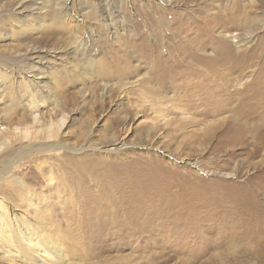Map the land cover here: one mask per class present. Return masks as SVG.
I'll use <instances>...</instances> for the list:
<instances>
[{"label":"rangeland","instance_id":"obj_1","mask_svg":"<svg viewBox=\"0 0 264 264\" xmlns=\"http://www.w3.org/2000/svg\"><path fill=\"white\" fill-rule=\"evenodd\" d=\"M236 5L247 23L230 27L225 19L214 27L202 19ZM207 28L216 37L200 36L203 56H216L217 43L229 58L218 82L222 93L233 94L222 110L189 100L206 88L187 75L190 67L155 83L157 67L188 50L185 44L194 43L188 35ZM232 60H239L236 68ZM263 63L264 0H0V212L6 216L0 222L10 225L17 244L20 221L37 237L39 220L45 230L57 227L73 264H264V141L255 149L217 139L225 115L243 119L236 105L259 86L251 82ZM54 130L52 140L83 149H41ZM112 135L125 145L109 154L97 150ZM55 152L87 158L116 181L118 189L106 181L99 194L131 198L127 215L83 234L72 223L40 218L71 191L50 192L43 177L32 175L40 182L32 183L25 173L37 163L58 169ZM2 240L0 264H35L9 255ZM40 260L53 264L42 254Z\"/></svg>","mask_w":264,"mask_h":264},{"label":"bare ground","instance_id":"obj_2","mask_svg":"<svg viewBox=\"0 0 264 264\" xmlns=\"http://www.w3.org/2000/svg\"><path fill=\"white\" fill-rule=\"evenodd\" d=\"M104 12L106 11L104 10ZM206 17L208 18L207 19L208 21L212 22L211 24H213V26L215 23H218L220 20H225V19L227 20V22L231 23L230 27H234L237 25V23L242 21L247 23L246 21L247 19L242 18L241 9H239L237 5L231 13L224 14V13L216 12L210 15H206L202 19H205ZM202 19L200 18V21ZM203 34L205 35L210 34V36L211 35L213 36V30L211 28H207L206 31H203L202 29L201 31L197 32V34L195 35H190V36L188 35V38L190 37L192 41H194V43L185 44L188 47L187 51L184 50L183 52H181L179 55L176 56L177 58L174 56L169 57V62L167 64H163L164 66H158L159 68L157 67L156 71L157 73L159 71L160 74L155 75V83L164 85V83L167 82L168 77H170V73H174V72L175 74L179 72L181 73L186 68L190 67L191 71L187 73V75L188 74L190 75L192 81H197L195 83L205 81L203 84L206 86V88H204V90L201 89L202 90L201 93L197 94L196 96L193 95V97H196V99H191V95H190L189 100H191V102L194 101L195 105L198 104L199 106L200 105L204 106L203 109L208 110L209 108L216 107L218 109L221 108L222 110V108L225 107V104L231 101L233 94L229 91L222 93V91H224L225 89V87H223L224 83L222 84V82L220 83L218 82L219 80H221L219 67H221L226 61H228L229 58L228 57L224 58V55L221 56L222 52L220 53L217 43H214L213 46L211 45L212 47L218 49L216 50V52L218 51L217 55L213 56L212 58L204 57L202 53L203 51H205L204 48L206 46V43L204 42L202 37H200L203 36ZM213 37L216 36L214 35ZM171 47L176 48L174 45H171ZM179 48L180 46H177V49ZM235 62H239V60L237 61L232 60L233 63L232 65H234V67H235ZM241 64L242 66L246 65L245 62H242ZM208 67H210L209 70H207ZM260 72L262 73V75L256 77L255 78L256 80L251 82L252 84L259 86L258 87L250 86V88H248L246 91L243 90L244 93L236 105L237 111L239 110L240 113L241 112L243 113V119L239 123L231 122L227 120L229 117H226L225 115V117L221 119L222 127L217 135L218 141H228L230 146L240 145V148L246 147L248 143H250L253 147H255V149H257L258 146L260 145L262 147L261 141H264V66L260 68ZM173 76L175 75L173 74ZM237 92L242 93L241 91H237ZM222 95H224L225 97H222ZM258 108L261 109L258 110ZM235 113L237 114L238 112ZM59 121H60L59 123L57 122V128L61 130L63 128V122L62 120ZM54 133L55 130L52 133H48L46 135L48 137V140L42 141L41 149L59 150L62 148H66L71 154L80 152L83 149L82 146L80 147H75V145L68 146V145H64L62 141L52 140L57 137V134ZM122 134L123 133L121 132V135ZM100 140L101 141L97 143L98 145L97 150L102 149L101 151L103 153L109 154L113 151H118L120 147L116 148V146L120 143H121L120 144L121 147L125 145L123 142V138L119 139V137L117 138L115 135H112L109 138L104 137L103 139ZM63 155L64 154L62 152L59 153L55 152L51 154L52 158L60 162V166L58 169L51 168L50 165L45 166L47 167L45 168L43 164L41 166L40 164L37 163L35 164L37 170L30 169L29 172L25 173L26 176H28L32 180V183H37V184L40 183L37 182L32 175L35 174V177H37V179H41L43 177L45 181V185L50 189V192L51 191L55 192L58 190L66 191V189L71 191L64 201L54 200L56 202L51 205L49 209L51 211H49V214L47 215L39 214L40 218L42 217L46 223H52V224L53 222L59 225L62 223L64 224L72 223L77 226L76 227L77 229L80 230L79 231L80 234H83L86 230L91 229L92 227L95 226H96L95 228L103 229L107 224L111 223L113 218L117 216L124 217L125 215H127L128 211H126L127 208L124 205L127 202H131L132 201L131 198L128 197L123 200L122 199L114 200L113 198L111 199L110 197H104V195L99 194V192L102 191L104 188L103 187L105 185L104 183L106 181H111L112 183V180L108 179L107 177H103L102 172H100V170L95 167L97 166L96 164L90 163L89 161L86 160L87 158L84 159V161L83 160L75 161L73 159V156L68 157ZM228 156L233 157L234 153L229 152ZM96 179L100 180V182H97ZM20 182L21 180L19 181V183ZM86 183L88 184L86 185ZM21 184L23 183L21 182ZM112 184H113L112 188L115 189L119 188V186L116 184V181H114ZM26 193L29 199L32 200L34 199L33 194H30L29 190ZM1 203H2V199L0 198V207L2 208ZM109 206L113 208V210H111L110 212L105 211V209ZM4 215L5 214L3 213V211L0 212L1 219H4L6 217ZM90 218H92V220L90 222L85 223V221H87ZM115 223H119V222H115ZM0 224L4 225L0 227V236L4 240V241L2 240L1 242H4L7 245L6 247L11 249L12 252H9V255L15 254L19 257H22L24 260L30 259L32 263L42 264L44 261L43 260L39 261V257L42 254V256L45 255L46 257H48V259L53 264H73L72 262L69 261L68 255L64 253L65 251L67 252L65 246L62 245L64 236L62 235L60 230L57 229V227H55L56 228L55 230L53 229L45 230L44 229L45 223H43L42 220L41 221L39 220L36 223V225L33 227L35 228V231L37 230V234L39 235V237H37L34 236L29 230V228L27 229V226L20 221L16 224V230L18 232L17 234H20L21 236L19 239H22V243L17 244L14 235L15 232L14 233L12 232V228L10 227V225H8L6 222L3 224L2 222H0Z\"/></svg>","mask_w":264,"mask_h":264}]
</instances>
